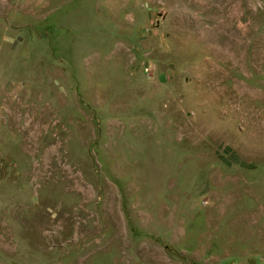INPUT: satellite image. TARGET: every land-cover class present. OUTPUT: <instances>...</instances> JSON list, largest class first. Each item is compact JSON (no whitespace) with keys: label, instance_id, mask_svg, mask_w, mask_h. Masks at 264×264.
Returning <instances> with one entry per match:
<instances>
[{"label":"rangeland","instance_id":"obj_1","mask_svg":"<svg viewBox=\"0 0 264 264\" xmlns=\"http://www.w3.org/2000/svg\"><path fill=\"white\" fill-rule=\"evenodd\" d=\"M0 264H264V0H0Z\"/></svg>","mask_w":264,"mask_h":264}]
</instances>
